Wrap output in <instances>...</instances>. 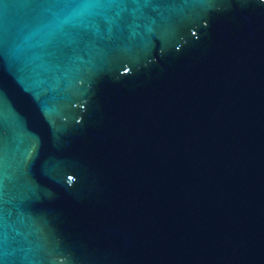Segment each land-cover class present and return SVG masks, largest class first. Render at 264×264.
<instances>
[{
	"label": "water",
	"instance_id": "obj_1",
	"mask_svg": "<svg viewBox=\"0 0 264 264\" xmlns=\"http://www.w3.org/2000/svg\"><path fill=\"white\" fill-rule=\"evenodd\" d=\"M0 264H264V0H0Z\"/></svg>",
	"mask_w": 264,
	"mask_h": 264
}]
</instances>
